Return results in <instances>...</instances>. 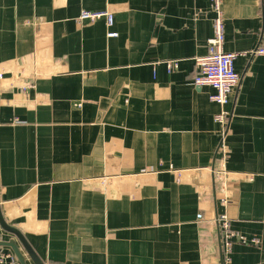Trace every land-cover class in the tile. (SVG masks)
<instances>
[{
  "label": "crops",
  "instance_id": "obj_1",
  "mask_svg": "<svg viewBox=\"0 0 264 264\" xmlns=\"http://www.w3.org/2000/svg\"><path fill=\"white\" fill-rule=\"evenodd\" d=\"M222 9L225 136L194 83L210 0H0V207L45 263L264 264V0ZM225 213L260 243L226 249Z\"/></svg>",
  "mask_w": 264,
  "mask_h": 264
},
{
  "label": "built area",
  "instance_id": "obj_2",
  "mask_svg": "<svg viewBox=\"0 0 264 264\" xmlns=\"http://www.w3.org/2000/svg\"><path fill=\"white\" fill-rule=\"evenodd\" d=\"M210 9L214 14V33L208 40L207 54L196 58L198 73L194 78V83L197 86H209L214 89V93L210 95V99L221 106L220 111L215 114L214 120L221 126L222 135L225 136L230 114L227 107L241 80V74L235 68V60L240 53L228 52L224 49L225 18L222 9V0H210ZM79 17L81 20H94L100 17H106L109 28L114 24V15L109 11L83 10ZM117 34V32L111 29L108 32L110 37H114ZM251 53L255 55H264V47H259ZM178 66L179 61L177 60L167 61L169 71H172ZM203 217V215H199L200 219ZM217 222L222 231L226 249L231 248L234 239L254 244L260 243V239L253 238L249 240L244 235L235 231L231 226V219L226 213L218 216ZM6 261H11L12 264H18L15 256L10 251L0 248V262Z\"/></svg>",
  "mask_w": 264,
  "mask_h": 264
},
{
  "label": "water",
  "instance_id": "obj_3",
  "mask_svg": "<svg viewBox=\"0 0 264 264\" xmlns=\"http://www.w3.org/2000/svg\"><path fill=\"white\" fill-rule=\"evenodd\" d=\"M0 223H1L4 230L13 233L17 237L18 241L21 243L22 247L24 248L26 253L29 255V257L32 259L34 264H47L36 254V252L33 250L32 246L27 241L26 237L22 234V232L20 230H18L17 228L10 226L5 221V219L2 215L1 207H0ZM0 246L11 247L12 250L14 251L16 257L18 258L20 264H28L26 261V257L24 256V253L20 249V246L18 245L17 242H15V241H10V242L0 241Z\"/></svg>",
  "mask_w": 264,
  "mask_h": 264
}]
</instances>
